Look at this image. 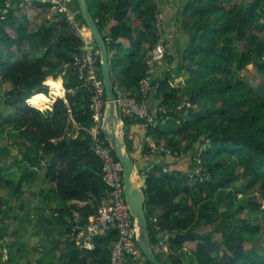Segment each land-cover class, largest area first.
Returning a JSON list of instances; mask_svg holds the SVG:
<instances>
[{
    "label": "trees",
    "instance_id": "obj_1",
    "mask_svg": "<svg viewBox=\"0 0 264 264\" xmlns=\"http://www.w3.org/2000/svg\"><path fill=\"white\" fill-rule=\"evenodd\" d=\"M98 1L97 16L91 10L93 18L107 39L110 58L116 52L121 56L115 65L120 83L114 85L142 100L141 82L148 72L147 59L160 38L156 24L164 0ZM6 2L0 0V77L10 88L0 91V140L8 127L13 128L9 144L19 147L24 163H17L21 174L0 166V183L16 191L19 199L25 184L41 180L50 184L41 194L46 206L54 208L46 225L47 233L58 231L59 239L49 247L58 254L50 262L37 264H108L119 238L117 230L96 237L93 249L80 248L71 237L75 225L85 226L97 212L108 189L102 162L90 148L89 129L94 125L91 93L75 65L76 56L83 52V40L65 15L51 11L50 2L31 1L43 10L33 31L26 16L21 20L16 15L20 2L16 6ZM89 6L91 9L90 2ZM109 13L115 22L105 33ZM80 17L83 20L81 13ZM183 18L184 32L175 37V32L164 30L168 60L159 64V89L149 98L157 117L147 126V137L171 154L151 152L145 139L143 151L152 156L149 169V157L137 159L133 140L126 139L127 151L146 178L151 243L155 250L168 236L172 247L192 252L195 262L190 264H264V253L259 251L264 247V210L258 196H249L247 204L228 215L235 227L223 234V241L215 238L221 217L215 199L225 184L231 185L241 176L239 163L242 176L258 186L264 197V0H188ZM38 51L43 55L31 56ZM99 65L102 78L100 61ZM254 70L263 78L258 85L242 77ZM183 72L188 74L186 84L174 86L172 81ZM49 77H62L66 93L43 107L37 95H49L45 85ZM163 108L166 113L160 111ZM124 123L125 127L146 126L133 117H125ZM72 124L76 129L68 137ZM103 139L109 145L104 135ZM191 151L201 160L200 165L192 161L193 168L201 167L200 173L192 174L179 165V156ZM233 198L236 204L237 196ZM74 201L90 203L75 215ZM245 208L256 211L254 219L247 218ZM8 214L0 203L1 253V241L9 235L3 217ZM156 231L166 236L158 238ZM18 242L8 246L11 263L16 246L25 252V243ZM155 253L164 263L188 264L163 247Z\"/></svg>",
    "mask_w": 264,
    "mask_h": 264
},
{
    "label": "built area",
    "instance_id": "obj_2",
    "mask_svg": "<svg viewBox=\"0 0 264 264\" xmlns=\"http://www.w3.org/2000/svg\"><path fill=\"white\" fill-rule=\"evenodd\" d=\"M18 1L25 5L30 0ZM42 1L52 3L51 11L54 13L66 15L67 22L83 40V52L76 56L75 65L79 70L80 79L83 80V86L91 93L94 125L89 129L90 148L102 162L104 180L108 186L97 212L90 215L87 224L85 226H74V239L80 248L93 249L92 245H95L96 237L104 236L113 230H117L119 238L112 246L111 260L108 264L138 263L144 259V256L137 243L139 226L129 209L125 197L124 166L115 157L112 149L103 139L102 127L105 116L106 96L103 77L101 78L99 73V61L101 62V60L95 40L85 22L81 19L79 9L74 6V0ZM157 1L160 3L162 0ZM156 27L160 38L153 47L151 56L147 59L148 72L141 82L143 99L139 100L136 96H132L119 87H115L120 119L123 123L125 117H133L143 120L147 127L153 124L157 117L150 109L149 98L158 92L159 83L156 82L155 71L157 66L167 57L164 35L165 24L160 14L157 15ZM160 111L162 113L167 112L164 108ZM147 142L151 152L171 154L169 149L158 147L156 142L149 137ZM195 161L199 165L201 164L198 156H196ZM200 168L197 173L201 172ZM165 170L167 171L168 169Z\"/></svg>",
    "mask_w": 264,
    "mask_h": 264
},
{
    "label": "rangeland",
    "instance_id": "obj_3",
    "mask_svg": "<svg viewBox=\"0 0 264 264\" xmlns=\"http://www.w3.org/2000/svg\"><path fill=\"white\" fill-rule=\"evenodd\" d=\"M31 1L32 0L27 1V3L23 5V3H19L18 0H7L6 5L16 6V4L19 3L18 5L19 10L16 12V15L21 20H23L24 16H26V18L29 20L30 30L33 31L38 28L40 21H38L37 17L41 13H43V10L33 5ZM89 2L91 5V10H92L93 15L97 16L98 9H99V1L89 0ZM73 4L76 8L79 7L78 0H74ZM2 5L3 4H0V7H2ZM24 7L25 9H23ZM13 33L15 34V32H12V34ZM177 34H179V32H175V37L177 36ZM116 53L114 55L113 54L111 55L110 60L113 65V71H112L113 80L116 84H118L120 83L121 75L119 71L116 70L117 66L115 65H116V61L120 60L121 56ZM18 55L19 57H21V52H19ZM38 55H43V52L38 51L37 53H34L31 56L35 57ZM165 60L167 61L168 58L166 57ZM165 60L164 62H166ZM187 77H188V74L183 72L179 77H176L172 81V84L174 86L185 85ZM242 77L251 85H258L263 80L262 76L256 70H254L253 72L250 71L248 75H245ZM54 81L56 83L61 84L60 89L53 88ZM45 85L49 87L50 101L47 103L40 102L41 106L43 107L48 106L52 104L56 98L65 96L66 90L64 89V86H63L62 77H58V78L49 77ZM9 88H10L9 83L5 82L0 77V91L5 92ZM54 92H58V93H54ZM39 96L40 94L37 95V100H39ZM34 98H35V95H34ZM47 110L48 109L44 111H47ZM71 121H72V118H71ZM75 129L76 128L74 124L68 127V130H67L68 137L74 135ZM12 131H14L13 128L8 127L7 132L3 135V139L0 140V166H4L6 171L14 170V171H17L18 174H21L22 170L20 169L17 163H24L23 162L24 154L19 150L18 146L14 147L9 144V139L11 138V135H9V133H12ZM123 132L125 133L124 130ZM14 137H15V134H13V138ZM198 148L199 147H197L195 150H197ZM167 154L170 155V153H167ZM179 158L181 159L180 160L181 163L179 165L182 168H184L185 171L190 172L192 174L197 173L199 171V167H196V168L192 167L193 159L195 161L194 156H192V151L189 153L184 152L183 154L179 156ZM237 173L238 175L240 174L241 176L235 179L233 184L231 185L225 184L222 187V193H220L217 199H215L217 205L220 206V211H221L220 222H219L218 227L216 228L215 238L220 241H223L224 233L231 231L235 227V225L231 222L228 215L233 213L239 207H242L241 205L247 204L248 202L247 199L249 196H252V195L258 196L260 198V201L262 202V209L264 210V197L259 191V187L252 186L249 181V178L242 176V166L240 165V163L237 166ZM137 175L139 176L137 177V179H139V181L142 182V179L145 177L139 172ZM49 187H50V184L48 182L44 183L42 180L37 181V182L35 181L34 183L25 184L23 188L24 192L22 193V195H20L21 197L19 199L17 198L18 195L16 191H10L7 188H5L3 184L0 183V203H2L4 207L9 210V214L7 216L6 215L3 216L5 221L8 223V227H9L8 234L9 235L5 237L3 241H1L2 243L1 245L3 246L2 247L3 252L2 253L0 252V264H37V262H39L40 260L50 262V260L53 259L54 255L58 254V252L55 254V252L52 251L53 249L51 248L49 249L50 243L59 239L58 231L54 230L50 233H47L48 227L46 225L48 224L46 220L48 219L50 220L53 217L54 208L52 209L46 206V202L43 201L44 197L41 194L44 189L48 190ZM233 195L237 196L236 204L232 203L234 199ZM41 202L45 203L44 207L42 206L43 203ZM85 203H90V202H84V204L74 203V202L71 203V206L74 207V210L76 211V215L79 214L78 209L86 205ZM53 206L56 207L57 205L53 204ZM243 211L246 215H248L247 216L248 219H254L255 216L257 215L256 211H254L251 208H245V210ZM153 221L157 222V218H153ZM2 225L3 223L0 222V226ZM211 228L212 227L210 226L209 229ZM202 230H204V228ZM71 237H74V236L71 235ZM165 239H166L165 243L160 242L155 245V250H159L163 247L165 251L168 252V254L179 255L183 257L186 263L188 264L195 262V256L192 254L190 250H188L187 248L183 250H177L176 248L170 245L168 236ZM18 240L21 243H25L26 245L25 252L21 253L19 251V247L16 246L13 250L14 255H15V261L11 263L9 261L10 253H9L8 246L14 242H18ZM46 247H48V250L50 252L45 253L44 251L43 255L39 254V251H38L39 248H43L44 250H46L45 249ZM92 247L94 248L95 245H92ZM259 251L264 253V247H261ZM143 258L144 259L139 261L138 264H147L145 256Z\"/></svg>",
    "mask_w": 264,
    "mask_h": 264
},
{
    "label": "water",
    "instance_id": "obj_4",
    "mask_svg": "<svg viewBox=\"0 0 264 264\" xmlns=\"http://www.w3.org/2000/svg\"><path fill=\"white\" fill-rule=\"evenodd\" d=\"M78 4L82 18L95 40L100 55L106 96L102 132L115 156L124 166V192L129 209L139 226L138 246L151 264H167L157 257L151 243V229L146 211L147 197L144 190L146 178H143L142 182L136 179L139 177L137 175L139 171L134 159L127 151L126 139L128 136L123 132L125 124L120 119L107 39L93 18L88 0H78ZM156 232L158 238L166 236L164 232Z\"/></svg>",
    "mask_w": 264,
    "mask_h": 264
},
{
    "label": "crops",
    "instance_id": "obj_5",
    "mask_svg": "<svg viewBox=\"0 0 264 264\" xmlns=\"http://www.w3.org/2000/svg\"><path fill=\"white\" fill-rule=\"evenodd\" d=\"M187 1L188 0H164L163 1L162 5H161L162 19H163V22L165 24V28L168 31L179 32V33L185 31V27H184L182 21L184 20L183 10H184V6L187 3ZM107 2H108V0H101V3H103V4H106ZM106 18H107V24L104 28V32L109 33L110 28L115 21L113 19L112 13L107 14ZM132 19H136V15H133ZM158 68H159V65L157 66V69L155 71L156 76H158V73H160V70ZM62 82H63V80H62ZM40 94H43V93H40ZM46 96H49V95H46ZM124 131H125V134L128 135L129 139L133 140L132 148L134 150V153H135V156L137 157V159H140L141 157H147L148 158L149 156H146L147 154L144 153V151H143L144 146H145L144 140L148 139L147 127L142 125V124L135 123V124L124 127ZM150 157H152V156H150ZM150 157L148 158V162L146 163V164H148L147 167H149V169H151L153 166L150 163V162H152L150 160ZM136 166H137V164H136ZM137 168H138V166H137ZM44 190H45L44 192L48 191L46 189H44ZM40 193H41V191H40ZM41 203H43V202H41ZM74 203L84 204V202H81V201H74ZM53 204L56 205V203H53ZM42 206L44 207L45 203H43ZM75 215H76V212H75ZM38 251H39V254L43 255V253H44L43 248H39ZM133 264H138V263L134 262Z\"/></svg>",
    "mask_w": 264,
    "mask_h": 264
},
{
    "label": "bare ground",
    "instance_id": "obj_6",
    "mask_svg": "<svg viewBox=\"0 0 264 264\" xmlns=\"http://www.w3.org/2000/svg\"><path fill=\"white\" fill-rule=\"evenodd\" d=\"M52 83V82H51ZM53 88H55V89H60L61 87H60V85L61 84H59V83H56L55 81L53 82ZM57 91V90H56ZM54 93H58V92H54ZM39 102H49L50 101V98H49V96H46L45 94H40V96H39V100H38ZM137 179V178H136Z\"/></svg>",
    "mask_w": 264,
    "mask_h": 264
}]
</instances>
